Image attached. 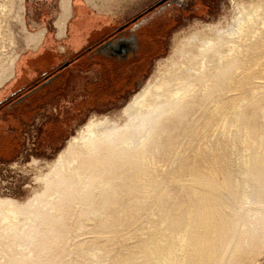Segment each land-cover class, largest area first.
<instances>
[{"label": "rangeland", "instance_id": "1", "mask_svg": "<svg viewBox=\"0 0 264 264\" xmlns=\"http://www.w3.org/2000/svg\"><path fill=\"white\" fill-rule=\"evenodd\" d=\"M1 1L4 9L1 17L0 89L14 77L17 60L30 50L33 41H41L47 30L44 25L35 29L28 26L25 0ZM86 1L101 9V3ZM232 1L185 0L184 4L190 3V15H180L162 57L171 53L172 38L177 33L191 32L200 23L218 22L225 26L233 15ZM245 1H252L257 6V15L264 19V0ZM63 4L64 0H57L53 18L54 35L61 38L65 27L60 26L58 8ZM260 19L256 20L259 28ZM259 32L255 42L259 47L257 50L251 44L247 51L246 46L242 48L244 64L235 74L232 81L235 85L220 79L219 85L225 89L223 95L211 96L202 102L203 107L211 110L212 101L216 100L218 106L212 114L197 107L190 109L188 134L185 126L175 124L168 128L176 123V120L168 119V111H163L162 115L153 111L136 116L129 113L127 117H133L131 121L137 123L134 133L121 134L110 144H107L106 136H98L94 140L95 151L84 153L72 147L56 166L43 164V159L51 160L56 156L75 134L79 124L85 123L91 114H109L125 107L129 96L138 92L154 72L158 59L148 69L145 80L126 99L108 101L99 105L100 110L96 111L83 107L82 114L72 123L71 131H67L60 145L41 147L40 122L28 127L25 138L22 137L25 144L18 155L10 161L0 162V218L8 216L7 207L18 213L13 223L0 225V252L4 255L3 258L0 255V264H155L167 249L179 247L180 236L185 244L177 255L184 264H264V82L246 78L248 71H244L246 63L264 57L261 46L264 29ZM190 83L193 84L187 89L190 101L199 94H210L213 86L211 80L207 84L197 80H190ZM256 89L255 95L249 97L240 109L237 121L233 116L231 118L224 105L227 96L243 98ZM225 116L228 127L222 133L220 120ZM150 125L152 137L138 150L136 145ZM259 135L261 138H257ZM126 137L131 142L130 148L123 144ZM241 142L247 143L242 159L246 167L244 174H240L238 165ZM233 144L235 147H231ZM74 154L83 173L80 183L75 179L74 166L62 167L64 161L75 157ZM121 156L125 159L123 165L113 168V161ZM94 178L110 183V188L107 191L94 188L91 195L87 190L94 184ZM38 183H43L44 187L35 196L31 189ZM243 188L247 189L246 200L241 196Z\"/></svg>", "mask_w": 264, "mask_h": 264}, {"label": "crops", "instance_id": "2", "mask_svg": "<svg viewBox=\"0 0 264 264\" xmlns=\"http://www.w3.org/2000/svg\"><path fill=\"white\" fill-rule=\"evenodd\" d=\"M93 1L101 3V9L86 0L70 1L64 37L56 39L53 18L57 0H25L28 26L44 25L47 30L39 47L18 60L14 77L0 89V162L18 155L25 144L22 137L33 124L40 122L41 147H56L83 107L96 111L108 101L126 99L162 57L180 15H190V3L184 4L185 0ZM107 41L111 47L98 50ZM127 41L122 54L112 51L114 45ZM74 56H79L80 66L71 86L73 96L46 104L44 91L39 89L15 106L9 105L41 73Z\"/></svg>", "mask_w": 264, "mask_h": 264}, {"label": "bare ground", "instance_id": "3", "mask_svg": "<svg viewBox=\"0 0 264 264\" xmlns=\"http://www.w3.org/2000/svg\"><path fill=\"white\" fill-rule=\"evenodd\" d=\"M232 2H233L232 4H233V9H234L233 15L230 17L229 21L226 22L225 26H221V24H219L218 22L204 23V24L200 23V24H197L195 27H193V29H191V32L189 30V32H187V33L175 34L172 38L173 46L171 49V53H169L168 56L162 57L156 61V68H155V70H153L154 72L151 73V75L143 82V84L140 86V89L138 92H135L129 96V99H128L125 107H123L122 109L114 110V111L112 110V112L109 114H103V115H99L97 113L91 114V116L88 118V120L85 123L79 124L77 130L75 131V134L72 135L70 137V139L66 141V143L64 144V147H62V149L56 154V156L51 160L43 159L42 160L43 164L46 167L56 166L57 163H60L63 161V158L65 157V155L67 153L69 154V149L72 147H77L78 149H80L84 153H89L90 151L92 152L94 150V147H95L94 140L98 136L99 137H105L106 136L107 137V144H110V143H113L114 139L116 137H119L121 134L128 133V135H130V134L134 133L136 130L137 123L133 124V122L131 121L133 117H129V118L127 117V115L129 113L131 115L136 116L137 114H141L143 112L153 111L156 113L160 112L159 115H162L163 111H168V114H170L168 119H171V121L176 120V123H172L170 125V127H168V128L171 129V126L175 125V124H177V126H183V127L185 126L187 129L185 131L186 134H188V132H190V127H189L190 123L188 121V118L190 115V109L197 107V108L202 109L204 111V113H211L212 114V112L218 106V104H216V100L212 101L213 107L211 110H210V107L209 108L207 106L203 107L201 105L202 102L206 99H209L211 96L219 95L221 93L223 95V93L225 92V89L223 88V85H219V83H221L220 79H224L225 80L224 82H226V83L230 82V83L234 84V82H232V81L235 77V74L239 71V69L241 68V65L244 64V62L242 60V48H243V46H246L245 51L248 50L250 44L254 47L255 50H257L259 47L257 45H255L256 36L259 33H261V32H259L260 29H264V19L261 20L259 18L260 16L257 15V6H255L252 1L246 2L245 0H234ZM3 9H4V4L0 0V37L2 34L1 33V17H2V10ZM69 10H70V6L68 3V0H64V4L58 8V12L60 14V22H59L60 26L65 27L67 19L69 18ZM257 19H260L261 28L258 27V26H260L257 24L258 22L256 23ZM259 36L260 35H258V37ZM43 39H44V37L41 39V41H33V43L30 45L29 49H31V50L37 49ZM56 39H63V38L56 37ZM261 42L263 43V44H261V46L263 47L262 49L264 50V40H262ZM20 56L18 57V59H20ZM244 71H246V72L248 71L247 74L245 73L246 78L253 77V79H255L256 81L264 82V57L261 60L260 59L255 60L254 62H251L248 65L246 63V67H245ZM244 71H243V73H244ZM190 80H193V81L197 80L201 83H206L207 81L211 80L213 82V86L210 89L211 90L210 94L209 93H208V95L199 94L196 97V99H194L193 101H190V99L188 100L187 95L189 92L187 91V89L191 88V86L193 87V84L190 83ZM251 82H253V81H251ZM243 83H244V81H243ZM206 84L204 85V87L206 86ZM245 87H247V86H245ZM194 88H196V87H194ZM244 91H246V90H244ZM256 91H257V89L255 91L251 90V93L249 92L250 95L245 96V97L242 96L243 98H236V95H235V97L227 96V102H225L224 105L227 106V109L229 110V113L231 114L229 116H231V118L233 116V119L235 121H237V119L240 115V109L242 108L243 104L246 102V100L249 99V97L252 98L253 94L255 95ZM232 93H234V92H232ZM210 104H211V102H210ZM202 117H203V115H202ZM122 118H125V119L122 121ZM228 119H230V118H228ZM216 120H215V122H216ZM226 120H227L226 116L220 120L221 121L220 126L222 128V133L225 132L226 128L228 127L226 125ZM121 121L123 124L120 123ZM198 121H201V120L199 119ZM119 123L121 124V126ZM139 123L140 122H138V124ZM209 123H210V120H209ZM236 123H238V122H236ZM236 123H235V125H236ZM233 124H234V122H233ZM151 126L152 125L148 126L145 134L140 137L139 142L136 145L138 150L142 149L147 144L148 140L152 137L153 129L151 128ZM193 127H194V125H193ZM209 127H211V126H209ZM218 127H219V125H218ZM191 131H192V129H191ZM176 134L177 133H175L174 135H176ZM220 135H222V134L220 133ZM259 137H260V135L257 138H259ZM204 138H205V136H204ZM243 138H244V136H243ZM235 139H237V138H235ZM238 139H239V137H238ZM186 140L188 141V138ZM231 142H233V141H231ZM258 142H259V140H258ZM123 144L127 148H130L131 142H130L128 137H126L124 139ZM186 144H187V142H186ZM231 145H232V143H231ZM231 147H235V145L233 144V146H231ZM231 147H229V148H231ZM239 148H240V150L238 153L239 154V157H238L239 164L238 165H240V174H242V173L244 174L246 167H244V162L242 161V159H243L244 153L247 151V143L241 142L239 144ZM233 151L236 152L237 149L234 148ZM230 153H232V152H230ZM111 155L112 154H110V156ZM74 156H75L74 158H70V160L64 161V164L62 167L69 168L71 166H74L75 167L74 168L75 173L73 171L72 172L74 173V175L76 177L75 179L77 180V182L80 183V181L83 179V173L80 172V168L77 165V161H76L77 158H76L75 154H74ZM134 156H135V154H134ZM136 156H138V155H136ZM198 156H200V155H198ZM142 157H143V155H142ZM131 159H133V158H131ZM141 159H143V158H141ZM124 160H125L124 157H122V156L118 157L115 161H113V168L117 169L118 167H121L124 163ZM141 161L142 160H140V163H141ZM146 163L148 164V162H146ZM14 165L18 167V165L16 163ZM210 167H212V166H210ZM20 168H23V166ZM202 169L205 170V168H202ZM188 170H189V172L191 171V169H188ZM72 172H70V173H72ZM48 174H49V172H48ZM213 174H215V173H213ZM66 175H68V174H66ZM239 181L241 182V180H239ZM92 182L94 184L92 186H89L90 189L87 190V192L88 193L90 192L91 195H92L94 188L99 187L101 190L107 191L111 186L110 183H108L106 181L104 182V181H102V179H99V178H94L92 180ZM75 183H76V181H75ZM43 187H44L43 183H38L31 189V192L35 196H37L38 194L41 193V191L43 190ZM242 187L243 186H241L240 189ZM246 190H244V188H243L241 191L242 192L241 196H242L243 200L247 199V196L245 193ZM194 193H191V194H193V196H194ZM203 200H204V198H203ZM49 207H51V206H49ZM5 211L7 212V214L8 213L9 214H8V216H3L0 218V225L1 226L7 225L9 223H13L15 221V219L18 217L17 211L13 210L11 207H7ZM206 212H205V214H206ZM189 213H190V210H189L188 214ZM235 213H236V211H235ZM22 217H24V216H22ZM205 220L207 221V219H205ZM213 224H214V222H213ZM160 225H162V224H160ZM160 225H159V227H160ZM153 230H154V228H153ZM183 231H182V233H183ZM123 232H124V230H123ZM24 233H25V231H24ZM155 233H156V231H155ZM153 235H154V233H153ZM177 236L175 238H177ZM179 236H180V234H179ZM148 241L149 240H147V242ZM129 242H131V241H129ZM185 242H187V241H185ZM159 243H161V242H159ZM178 243H179V247L175 248V246H174V247L170 248L169 250L167 249V251H166L167 253L165 255L161 256V258L159 257V259H157V260L155 259L156 263H155V261H154V263L155 264H184L182 262V260L179 259L180 257L178 258V255H177L178 251H181L184 249V248L182 249V246L185 243H184V239L181 236L178 238ZM186 245H184V246H186ZM147 247L145 248V250L147 249ZM260 247H261V245H260ZM142 249H144V248H142ZM187 249L188 248H186V250ZM257 250H259V249L257 248ZM200 252H202V251H200ZM0 255H1V252H0ZM1 256H2L1 258H3L4 255H1ZM92 256H94V254ZM159 256H160V254H159ZM150 257H151V255H150ZM156 258H158V257H156ZM182 258H184L183 255H182ZM199 262H200V259H199ZM195 263H197V262H195Z\"/></svg>", "mask_w": 264, "mask_h": 264}, {"label": "flooded vegetation", "instance_id": "4", "mask_svg": "<svg viewBox=\"0 0 264 264\" xmlns=\"http://www.w3.org/2000/svg\"><path fill=\"white\" fill-rule=\"evenodd\" d=\"M92 53L93 51H91L89 55L92 56ZM78 57L79 56H74L71 59L64 60L47 72L41 73L40 77L18 93V95L9 102V105H16L24 99L26 95L30 96L39 89H43L44 91V97L47 100L46 104L56 102V100L60 98L67 100V98L73 96L74 94L71 93V86L75 79H77V68L80 66ZM93 106L94 105H91L90 107Z\"/></svg>", "mask_w": 264, "mask_h": 264}, {"label": "water", "instance_id": "5", "mask_svg": "<svg viewBox=\"0 0 264 264\" xmlns=\"http://www.w3.org/2000/svg\"><path fill=\"white\" fill-rule=\"evenodd\" d=\"M120 41H123L122 39ZM129 41L127 42H124V43H117L118 44V47H116L115 45L111 48L112 51H114L115 53H118V54H122L124 51L127 50V46H128V43ZM111 42L110 41H107L105 43H103L101 46L98 47V50L101 49V47L103 46L104 48L105 47H111ZM128 43V44H127Z\"/></svg>", "mask_w": 264, "mask_h": 264}]
</instances>
